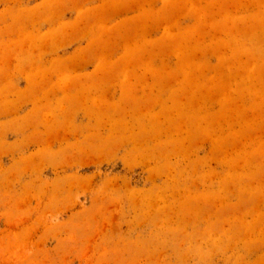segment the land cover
Returning <instances> with one entry per match:
<instances>
[{
	"label": "rangeland",
	"instance_id": "obj_1",
	"mask_svg": "<svg viewBox=\"0 0 264 264\" xmlns=\"http://www.w3.org/2000/svg\"><path fill=\"white\" fill-rule=\"evenodd\" d=\"M0 264H264V0H0Z\"/></svg>",
	"mask_w": 264,
	"mask_h": 264
}]
</instances>
